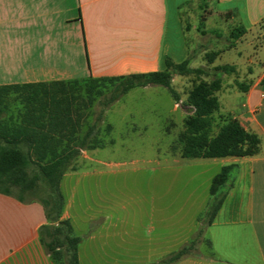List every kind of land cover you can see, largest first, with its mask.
I'll list each match as a JSON object with an SVG mask.
<instances>
[{
	"label": "crops",
	"instance_id": "1",
	"mask_svg": "<svg viewBox=\"0 0 264 264\" xmlns=\"http://www.w3.org/2000/svg\"><path fill=\"white\" fill-rule=\"evenodd\" d=\"M171 17L178 38L213 32L215 21L243 28L208 68H231L220 74L218 115L260 139L254 156L206 159L233 169L205 257L178 264H264V0H0V86L162 71L179 63L167 44ZM62 219L76 233L68 200ZM46 224L40 202L0 194V264H55L40 238Z\"/></svg>",
	"mask_w": 264,
	"mask_h": 264
},
{
	"label": "rangeland",
	"instance_id": "2",
	"mask_svg": "<svg viewBox=\"0 0 264 264\" xmlns=\"http://www.w3.org/2000/svg\"><path fill=\"white\" fill-rule=\"evenodd\" d=\"M170 20L167 44L172 57L181 63L190 55L198 62L193 67L205 69V80L220 77L217 67L208 68L206 55L233 42L231 26L215 21L213 32L196 38L187 33L185 39L175 35ZM195 81V76L173 74L171 86L179 100L162 86H149L108 103L112 85L96 99L82 134L96 126L105 145L84 150L61 185L76 224L74 233L81 238V264H113L115 259L118 264L131 259L133 264H158L193 241L194 250L181 260L205 257L206 213L214 201L209 187L220 165L182 157L180 134L192 113L187 97ZM15 97H9L1 114L8 123L19 122L23 111Z\"/></svg>",
	"mask_w": 264,
	"mask_h": 264
},
{
	"label": "trees",
	"instance_id": "3",
	"mask_svg": "<svg viewBox=\"0 0 264 264\" xmlns=\"http://www.w3.org/2000/svg\"><path fill=\"white\" fill-rule=\"evenodd\" d=\"M243 33V28H235L230 35L238 39ZM216 56V52L207 54L208 62L212 63ZM165 65L164 70L147 74L0 86V194L20 202L38 201L43 205L47 224L40 229V238L55 264H80L81 238L75 235L71 222L62 219L66 199L61 183L84 150L105 145L97 138L96 126H90L84 134L82 130L91 108L98 97L104 96L103 89L107 85L115 87L108 103L133 89L147 86H162L179 100L171 86L173 74L195 76L187 97L192 113L184 120L180 134L182 157H250L259 152L257 135L246 131L237 120L218 115L220 77L205 80V69L191 68L188 59L178 64L166 60ZM216 69L231 70L228 66ZM12 94L22 103L23 111L19 122L8 123L1 119V114ZM111 130L112 125L108 124L106 131ZM232 169L233 166L222 167L211 181L209 192L214 201L206 213L207 225L212 224L223 203L221 189L229 182ZM195 244L193 241L158 264L179 262L191 254Z\"/></svg>",
	"mask_w": 264,
	"mask_h": 264
},
{
	"label": "built area",
	"instance_id": "4",
	"mask_svg": "<svg viewBox=\"0 0 264 264\" xmlns=\"http://www.w3.org/2000/svg\"><path fill=\"white\" fill-rule=\"evenodd\" d=\"M262 96H263V98H264V94H263Z\"/></svg>",
	"mask_w": 264,
	"mask_h": 264
}]
</instances>
